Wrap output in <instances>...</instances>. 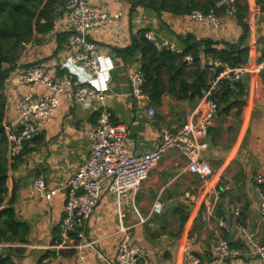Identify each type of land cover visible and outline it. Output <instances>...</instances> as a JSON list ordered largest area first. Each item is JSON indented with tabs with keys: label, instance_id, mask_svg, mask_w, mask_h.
Here are the masks:
<instances>
[{
	"label": "crops",
	"instance_id": "obj_1",
	"mask_svg": "<svg viewBox=\"0 0 264 264\" xmlns=\"http://www.w3.org/2000/svg\"><path fill=\"white\" fill-rule=\"evenodd\" d=\"M93 2L111 14H121L113 17L108 28L93 33L101 50L99 77L75 63L66 52L68 31L64 29V9L59 11L51 32H35L23 45L17 62L43 63L51 75L67 72L76 80L103 90L107 94L106 105L113 121L126 127L128 151L151 150L160 143V126L178 128L187 122L201 106L202 97L194 93L198 85L204 93L215 79L214 72L205 68L206 57L202 54L197 64L186 60L182 75L194 85V98H180L178 93L166 92L160 104L150 98L137 101L131 94L129 72L142 65V53L132 48L141 30L150 29L182 52L185 48L182 38L189 34L198 40L215 41L217 47L223 48L226 43H238L245 29L237 17L226 14L219 4L216 13L222 25L212 28L193 20L190 14L164 12L159 17L142 5L133 8L129 0ZM255 3L257 0H248L251 15L247 18L249 30L242 45L249 47L248 62L253 65L264 61V10L258 4L260 10L253 11ZM129 48L130 52L125 51ZM197 70L204 72L198 75ZM240 83L241 86H232L235 96L232 95L231 100L241 99L237 94L240 86L245 92L246 105L241 110L233 107L226 112L225 105L218 104L214 123L208 136L202 140V156L214 169L210 182L227 192L224 197L222 194L213 197L208 193L201 176L188 169L187 158L178 150H170L151 171L150 177L133 189L124 201L111 193H104L92 216L74 236L71 248L53 249L49 246L59 240L66 195L64 184L87 156L90 142L85 131L97 118V113L89 106L63 100L52 121L27 144L15 162H10L7 149L9 171L5 203L13 202L18 218L27 222L30 229L25 243L13 246L0 243V254H12L19 264H81L82 261L85 264H111L125 230L129 228L133 240L141 245L147 263L190 264L185 248L189 245L188 238L195 236L190 248L201 258L200 264H263L248 255L247 248L236 234L229 235L235 251L232 258L218 262L215 253L213 228L218 226V216L225 215L231 203L240 208L244 224L264 243V218L259 211L264 184L259 188L256 181L258 174L264 175V77L253 72ZM220 88L219 84L216 92ZM2 91L6 98L3 125L7 130L17 118V100L24 94L46 90L39 85L19 86L8 77ZM150 105L156 111L154 116L149 112ZM41 175L50 189H57L51 200L41 197L34 189L33 181ZM158 198L165 205L161 215L151 213ZM207 200H212L215 207V216L210 223L201 215ZM181 207L189 213L183 229L181 215L175 212ZM17 247L20 251L14 250Z\"/></svg>",
	"mask_w": 264,
	"mask_h": 264
},
{
	"label": "built area",
	"instance_id": "obj_2",
	"mask_svg": "<svg viewBox=\"0 0 264 264\" xmlns=\"http://www.w3.org/2000/svg\"><path fill=\"white\" fill-rule=\"evenodd\" d=\"M256 4H254L256 11H259L260 6ZM219 5L225 7L226 14L236 17L237 0H223ZM64 12L66 26L64 29L68 31L65 42L66 52L75 63L83 65L93 76L99 77L102 68L101 50L93 33L96 30L108 28L113 17L117 18L121 14H111L98 8L93 0H68ZM190 15L193 20L212 28H219L222 25L221 18L215 11L208 13L194 11ZM145 36L159 49L166 48L181 53L173 44L160 39L150 29ZM185 59L188 62L193 61L192 55H187ZM207 66L214 74L220 69L221 71L216 75L210 88L204 92L201 106L192 113L189 120L178 128L161 125L159 129L161 140L157 147L140 153H130L125 141L126 127L122 123L113 121L112 114L106 105L107 94L103 90L84 84L67 72L51 75L48 67L43 63H16L9 76L14 83L19 86L39 85L43 86L46 91L27 93L17 100V118L15 123L8 126L6 130L10 162H15L27 144L32 142L35 136L52 121L63 100H74L89 106L97 113L95 123L85 131L90 142L89 152L64 184L66 195L59 225V240L49 246L50 248H71L70 243L74 241V236L92 216L104 193H111L120 198L121 202L124 201L130 197L133 189L150 177L151 171L170 150H178L187 158L188 169L201 176L208 193L213 197L221 195L220 188L210 182L214 169L202 156V140L208 136L218 110V103L212 98V93L224 79L235 83L253 72L264 74V61L255 65L247 62L231 66L208 56ZM129 80L133 98L139 102L147 100L149 97L145 90L146 77L142 69L132 68L129 72ZM149 112L153 116L156 114L151 105ZM256 181L259 188H262L264 175L258 174ZM33 186L39 195L47 200H51L57 193V189L48 187L42 175L34 179ZM164 207L163 201L158 198L153 204L151 213L161 215ZM259 211L264 218V193L262 191ZM201 215L206 222H211L215 216L212 200H207L206 208ZM231 234L238 236L247 248L249 256L261 260L264 264V243L260 242L254 230L242 222L241 210L234 203L229 204L225 215L218 216V226L213 228L218 262L227 261L235 254L231 243L232 237L229 236ZM195 240V236L188 238L189 245L185 248L186 258L190 264L201 263V258L190 248ZM15 244L20 243H6L5 245ZM90 245L93 244L90 243ZM81 264H85L84 261ZM111 264H151L144 261L143 249L138 242L133 240L129 228L125 230V236Z\"/></svg>",
	"mask_w": 264,
	"mask_h": 264
},
{
	"label": "trees",
	"instance_id": "obj_3",
	"mask_svg": "<svg viewBox=\"0 0 264 264\" xmlns=\"http://www.w3.org/2000/svg\"><path fill=\"white\" fill-rule=\"evenodd\" d=\"M68 0H0V243H25L28 239L29 224L18 218L13 202L5 203L8 193L7 173L9 171V160L7 158L8 136L6 129L2 127L5 111L6 98L2 91V86L11 72L14 70L20 57L24 43L32 39L35 32L49 33L55 28L58 13L65 8ZM133 3V8L139 5L153 11L159 17L164 12L177 15L191 14L194 11H217L218 4L223 0H129ZM237 19L243 25L245 34L249 30L247 18L251 15V8L248 0H237ZM264 10V0H257V6ZM224 11L225 7L221 6ZM257 8L254 5L253 11ZM252 11V12H253ZM148 30H141L140 37L135 41L132 48L142 53L141 69L145 73V90L150 100L156 104L161 103V98L166 92L178 93L180 98H194L192 92L194 85L189 84L183 77L184 69L187 66L185 57L192 55L193 63L197 64L201 60V55L219 59L231 66H238L248 62L249 47H243L245 34L236 44H224L223 48L217 47L218 43L212 40H198L193 34L182 38L185 45L181 53L169 49L157 48L153 42L148 40L145 33ZM125 51H131V48ZM207 64L205 68L207 69ZM221 69L214 74H219ZM202 71L197 70L199 75ZM204 72V71H203ZM202 72V73H203ZM167 76V77H166ZM204 76V74H203ZM166 79H165V78ZM241 80L231 83L228 80L220 82L221 88L212 93V98L218 104L225 105L224 110L230 111L233 107L240 110L246 105L244 101V89L241 88ZM233 85H240V100H231L234 95ZM208 88L205 89L208 90ZM235 96V95H234ZM222 191V189H221ZM224 197L227 192L222 191ZM181 215V229L187 222L189 213L183 208L176 211ZM221 214V213H220ZM242 220V219H241ZM243 222V221H242ZM17 247L14 250L20 251ZM13 255L0 254V264H19Z\"/></svg>",
	"mask_w": 264,
	"mask_h": 264
},
{
	"label": "water",
	"instance_id": "obj_4",
	"mask_svg": "<svg viewBox=\"0 0 264 264\" xmlns=\"http://www.w3.org/2000/svg\"><path fill=\"white\" fill-rule=\"evenodd\" d=\"M263 77H264V74H263ZM194 93L199 95L200 97H202L204 95L203 90L201 89L200 85H198V87H197V89L195 90ZM1 128H3V126Z\"/></svg>",
	"mask_w": 264,
	"mask_h": 264
}]
</instances>
